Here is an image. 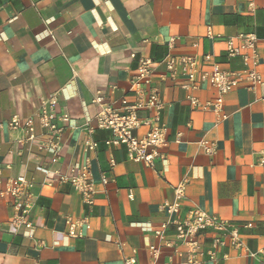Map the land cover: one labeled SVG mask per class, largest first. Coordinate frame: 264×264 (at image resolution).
I'll use <instances>...</instances> for the list:
<instances>
[{
  "label": "crops",
  "instance_id": "1",
  "mask_svg": "<svg viewBox=\"0 0 264 264\" xmlns=\"http://www.w3.org/2000/svg\"><path fill=\"white\" fill-rule=\"evenodd\" d=\"M207 29L222 39L206 38ZM238 34L257 39V71L264 82V0H0V182L19 176L36 182L29 230L9 232L14 212L0 198V264H122L131 250L147 264V248L157 243L153 231L164 221L160 206L173 200L174 187L183 181L180 219L194 206L252 226L243 239L256 255L228 250V258L215 264H264L258 254L264 247V84L253 90L238 85L223 96L222 120L186 101L190 94L200 104L211 103L216 90L204 81L194 92L181 88L184 79L163 81L160 63L172 40L175 55L209 56L223 70L238 71L240 59L228 60L222 42ZM141 58L155 63L152 77L168 139L180 135L152 168L127 160L121 147L104 145L110 133L96 129L98 108L91 103L96 92L110 94V86L116 89L106 102L118 107L124 96L131 101L128 79ZM51 97L55 114L70 116L76 126L63 125L55 164L52 152L8 127L13 119L23 125ZM87 140L96 142L94 152L84 150ZM202 141L216 144L213 156L204 153ZM86 161L96 191L90 211L70 185H44L47 172L66 174ZM85 216L90 230L82 239L70 238L65 218ZM169 256L171 264L185 261L163 249L158 263Z\"/></svg>",
  "mask_w": 264,
  "mask_h": 264
},
{
  "label": "built area",
  "instance_id": "2",
  "mask_svg": "<svg viewBox=\"0 0 264 264\" xmlns=\"http://www.w3.org/2000/svg\"><path fill=\"white\" fill-rule=\"evenodd\" d=\"M252 4L249 5L251 9ZM206 38L221 40L220 36H214L210 29L206 31ZM225 46V56L228 60L238 58L241 69L238 71L223 70L219 64L210 63L209 56L198 57L193 55H175L172 53V40L168 43L169 52L160 62L166 74L162 80L175 82L184 79L185 84L181 88L187 92L198 89L200 81L206 82L216 90L217 97L211 103L200 104L192 95L186 97L189 107L201 111H209L221 116L222 97L231 92L238 85H246L250 90L264 84L260 73L257 71L259 54L257 51V39L253 34H238L232 38L222 40ZM132 58L134 56H131ZM210 63V64H209ZM209 65L208 70L204 67ZM155 63L148 59H139L134 73L128 79L127 97L116 102H106V96L115 91V86H110L108 92L103 94L96 92L91 103L98 108L94 116L95 127L98 130L110 133V138L104 142L106 147H121L125 150L126 159L152 168L156 160H165L163 150L170 143H178L180 135L173 140L167 137V128L161 120L164 105L160 100L158 89L153 82V70ZM56 99L54 97L43 100L34 112L32 118L25 120L21 125L19 120L13 119L8 127L11 131L21 129L24 140L28 144H36L40 149L50 151L53 154L51 163L58 161L61 147V137L64 132L63 125L76 128L74 120L68 115L57 116L55 114ZM146 114V116H140ZM88 133L92 132L90 126H85ZM38 130V131H36ZM140 130L144 133L139 134ZM203 151L208 156L216 153L217 146L214 142L202 141ZM97 144L87 140L84 150L94 152ZM260 164L264 167V161ZM113 162H111V166ZM44 185L68 184L74 192L79 194L82 204L90 211L94 206L95 188L91 175L89 162L81 167H69L66 174L60 171L47 172ZM102 184H107V179L102 177ZM36 182L33 178L19 176L0 182V198L6 200L14 214L10 218L9 232L16 234L19 228L29 230L32 227L31 215L36 204L34 190ZM186 182H180L173 189V200L160 206L164 214V221L153 231L156 245L147 248L149 262L147 264H159L163 249L171 251V256H185L182 264H205L218 262L219 258L226 260L228 255L224 251L232 250L239 255L254 256L248 252L243 232L252 229L251 225H236L215 215H208L200 209L189 207L184 218H179L180 208L185 200ZM129 198L131 194L129 193ZM67 235L72 239L84 238L85 231H89L90 216L83 218H65ZM136 250H131L130 256L123 260L122 264H141L136 260ZM264 258V247L258 251ZM163 264H171V257Z\"/></svg>",
  "mask_w": 264,
  "mask_h": 264
}]
</instances>
